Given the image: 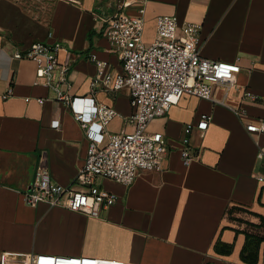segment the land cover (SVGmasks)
Here are the masks:
<instances>
[{
	"label": "crops",
	"instance_id": "crops-1",
	"mask_svg": "<svg viewBox=\"0 0 264 264\" xmlns=\"http://www.w3.org/2000/svg\"><path fill=\"white\" fill-rule=\"evenodd\" d=\"M104 7L106 0H0V250L121 264H251L241 255L247 240L243 230L264 235V185L257 178L264 173V158L258 156L264 132L248 129L264 121V0H148V42L155 37L158 15H175L181 25L200 24L205 57L240 58L237 84L228 94L215 85L214 100L186 95L153 120L149 132H162L172 148L160 169L141 173L132 184L99 179L118 197L100 217L26 202L39 166L48 168L55 183L69 186L84 163L88 140L70 105L35 84L36 63L13 57L17 48L60 42L61 60L70 63L68 92L114 107L119 115L108 132L134 128L128 90L98 86L93 92L91 87L97 74L91 53L107 60L110 70L123 69L95 16ZM10 86L14 94L5 99ZM247 88L256 100H243ZM202 114L212 120L207 130L191 132L195 158L186 165L180 151L185 127ZM233 204L252 214L244 215L243 223L231 220L227 210ZM218 240L232 251L217 252ZM255 264H264V241Z\"/></svg>",
	"mask_w": 264,
	"mask_h": 264
},
{
	"label": "built area",
	"instance_id": "built-area-1",
	"mask_svg": "<svg viewBox=\"0 0 264 264\" xmlns=\"http://www.w3.org/2000/svg\"><path fill=\"white\" fill-rule=\"evenodd\" d=\"M80 4L82 0H66ZM148 0H106V7L95 16L103 24L104 36L111 50L122 62V71L109 69V62L96 53L90 59L97 66L91 81L92 91L128 90L134 128L132 131L110 133L109 124L118 111L93 96L74 97L69 92L70 63L61 60L60 42L34 41L26 48H17L13 57L30 59L36 63L35 84L52 89L58 101L70 105L75 119L85 131L88 140L86 156L77 177L63 187L55 183L46 166H39L34 180L25 192L28 204L48 202L72 211L100 217L117 202V195L99 184L108 178L132 184L145 172L160 169L162 159L171 142L162 132H149L150 123L164 117L186 95L214 100L213 90L222 85L226 94L237 84L242 66L240 58L234 61L212 60L201 53V25L188 22L181 25L175 15H158L152 41L145 39ZM133 9V11H130ZM13 86L3 94L9 98ZM247 88L243 100H256ZM43 103L44 98L37 99ZM216 101V100H215ZM212 120L202 114L196 124L185 127L181 140V156L186 165L195 158L191 152L190 134L193 129L205 131ZM59 120L53 126L59 127ZM249 130L264 132V121L249 125ZM259 145L258 156L264 158V142ZM264 185V173L257 175ZM0 264H121L103 261L93 256H61L50 253H23L0 250Z\"/></svg>",
	"mask_w": 264,
	"mask_h": 264
},
{
	"label": "trees",
	"instance_id": "trees-1",
	"mask_svg": "<svg viewBox=\"0 0 264 264\" xmlns=\"http://www.w3.org/2000/svg\"><path fill=\"white\" fill-rule=\"evenodd\" d=\"M228 217L236 222L243 223L245 221V218H243L244 215L252 214L251 211H249L247 208L233 204L231 205L227 210ZM262 225L264 224V218H260ZM249 225L254 226V224L246 222ZM239 230V229H238ZM244 233H246V243L242 250V259L251 264H255L259 260V251L261 243L264 241V235H261L257 232H250L249 230H243ZM233 246L230 244H225L221 240H218L216 243L215 249L219 253H230L232 251Z\"/></svg>",
	"mask_w": 264,
	"mask_h": 264
}]
</instances>
